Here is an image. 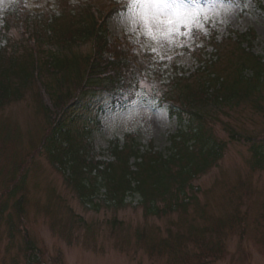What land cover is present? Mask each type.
Listing matches in <instances>:
<instances>
[{
	"label": "rangeland",
	"instance_id": "1",
	"mask_svg": "<svg viewBox=\"0 0 264 264\" xmlns=\"http://www.w3.org/2000/svg\"><path fill=\"white\" fill-rule=\"evenodd\" d=\"M59 1L71 6L91 0H21L23 7L0 18L1 52L13 50L2 39L8 22L15 57L27 59L17 46L23 41L14 23L17 13H52ZM94 1L104 8L117 4ZM224 2L204 0L210 7ZM115 7L116 12L118 4ZM234 7L229 19L208 16L185 35L167 40L166 48L155 40L148 43L146 36L118 30L113 12L108 19L110 39L127 40L131 50L141 54L138 63L147 58L154 75L145 68L121 102L104 93L84 99L71 130L75 147H84L90 157L112 160V140L122 144L127 134H135L144 148L152 145L169 155L168 136L176 131L177 121L159 98L171 91L164 83L174 74L173 63L186 74L196 69L192 53L199 44L194 36L215 32L220 38L229 31L252 29L253 51L264 57V9L258 0H234ZM40 79L47 85L44 76ZM11 87L19 95L0 107V264H30L26 237L34 246L33 264H264V169L253 167L249 145L230 140L227 131L264 141V82L250 99L257 103L241 102L210 119L214 139L224 144L221 158L193 179L197 191L184 208L160 217L146 216L137 196H129L127 205L117 210L86 208L42 146L48 123L36 82ZM15 185L16 192L9 196Z\"/></svg>",
	"mask_w": 264,
	"mask_h": 264
},
{
	"label": "trees",
	"instance_id": "2",
	"mask_svg": "<svg viewBox=\"0 0 264 264\" xmlns=\"http://www.w3.org/2000/svg\"><path fill=\"white\" fill-rule=\"evenodd\" d=\"M63 3L59 1V7L46 15L17 13L14 23L23 40L17 46L27 59L15 57L8 22L4 26L2 39L13 50L7 55L5 48L0 49V107L19 95L11 86L36 82L48 123L42 146L86 208L117 210L127 205L129 196L138 197L146 216L160 217L184 208L197 191L193 179L222 156L224 144L214 139L210 119L260 92L264 57L253 51L255 32L229 31L220 38L215 32L195 35L199 44L192 53L196 69L186 74L173 63L174 74L164 83L171 91L159 98L177 121L176 131L168 136L169 155L156 152L152 145L144 148L136 135L127 134L122 144L118 139L110 143L112 160H99L72 143L71 130L80 119L83 100L104 93L121 102L131 86L137 85L142 71L148 68L152 74L154 68L145 57L143 65L138 63L139 57L131 55L118 38L110 39L108 19L115 7L111 10L94 1ZM258 6L264 9V2L258 0ZM42 76L47 85L40 81ZM249 102L257 103V99ZM227 131L230 140L249 145L253 167L264 169V141ZM8 192L13 195L16 185ZM25 250L33 264L36 254L28 237Z\"/></svg>",
	"mask_w": 264,
	"mask_h": 264
},
{
	"label": "clouds",
	"instance_id": "3",
	"mask_svg": "<svg viewBox=\"0 0 264 264\" xmlns=\"http://www.w3.org/2000/svg\"><path fill=\"white\" fill-rule=\"evenodd\" d=\"M118 8L113 23L118 30L136 36L148 37L147 42L155 40L158 47H167L169 18H191L197 15L229 19L235 11L234 0L210 7L204 0H117ZM21 0H0V18L23 7ZM151 33V35L149 34ZM154 38V39H153Z\"/></svg>",
	"mask_w": 264,
	"mask_h": 264
},
{
	"label": "snow or ice",
	"instance_id": "4",
	"mask_svg": "<svg viewBox=\"0 0 264 264\" xmlns=\"http://www.w3.org/2000/svg\"><path fill=\"white\" fill-rule=\"evenodd\" d=\"M208 16H195L191 18H169L167 21H164L168 25V31L164 34L167 37V40H171L176 36H183L186 32L190 31L193 26H198V23L207 18ZM183 29V31H181ZM151 35V33H149ZM154 39V38H153Z\"/></svg>",
	"mask_w": 264,
	"mask_h": 264
}]
</instances>
